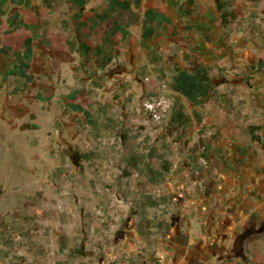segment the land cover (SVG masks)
Here are the masks:
<instances>
[{
    "label": "rangeland",
    "instance_id": "1",
    "mask_svg": "<svg viewBox=\"0 0 264 264\" xmlns=\"http://www.w3.org/2000/svg\"><path fill=\"white\" fill-rule=\"evenodd\" d=\"M30 1V7L12 5L0 27V47L31 36L42 48L33 59L35 81L17 93L23 80L7 75L14 59L0 54V264H223L220 244L206 242L203 216L238 192L264 203L255 178L242 181L240 170L243 164L264 170L262 148L247 130L264 124V69L258 72L264 0H233L238 19L229 28L216 21L214 0H200L203 13L192 17L179 11L181 1L155 0L174 21L155 42L163 60L148 59L142 12L135 9L141 17L130 27L132 37H117L120 54L104 70L68 50L74 3ZM108 1L87 0L86 15ZM15 12L26 23L39 20V27L9 33ZM188 25L195 36L185 46ZM46 31L56 48L43 47ZM92 39L102 43L99 34ZM200 64L211 66L217 102L207 101L202 122L181 128L172 123L174 108L193 116L195 107L168 81L176 70ZM39 82L54 87L51 101L37 99ZM83 85L91 91L92 123L66 106L67 94ZM152 97L170 105L160 120L145 110ZM159 154L173 167L166 181L154 184L148 166L160 167ZM201 157L213 158L205 174ZM229 247L232 258L250 264L264 253V232L248 236L239 249Z\"/></svg>",
    "mask_w": 264,
    "mask_h": 264
},
{
    "label": "trees",
    "instance_id": "2",
    "mask_svg": "<svg viewBox=\"0 0 264 264\" xmlns=\"http://www.w3.org/2000/svg\"><path fill=\"white\" fill-rule=\"evenodd\" d=\"M49 0H47L48 2ZM57 1V0H50ZM78 10L73 15V28L71 29L72 38L67 40L68 50L80 52L86 61L92 64L98 70L107 68L114 58L120 54L118 49L117 37L121 36L123 40H129L132 37L131 25L141 17L135 9L142 12L141 19V45L146 51L148 59L152 63H159L163 60L162 55L156 49V41L163 33L167 31L168 26L174 23L173 18L166 12L154 6L155 0H109L107 4L92 10L90 16L86 15L87 0H70ZM165 2L181 1L179 11L185 17L201 15L203 13L200 0H163ZM219 12L216 21L223 27L229 28L238 19V14L233 10V0H214ZM258 2L260 0H246ZM31 6L30 0H0V27L3 24L4 16L8 14L12 5ZM39 20L35 23H26L19 12H15L8 17L9 33L18 29L26 30L37 29ZM188 37L181 40V44L189 46L187 39L195 36L193 27H186ZM93 33L102 37V43H97L92 39ZM41 43L44 48H56L55 42L46 31L42 35ZM42 48L34 46V40L31 36H24L21 41L13 44H4L0 47V54L14 59L11 68L8 69V76L21 78L23 81L20 86L14 89V92L26 91L29 84L35 81V75L32 73L34 55L41 52ZM258 72L264 69V56L258 61ZM255 68V67H253ZM168 85L171 90L182 95L190 101L195 109L194 115H189L183 106L175 107L172 112V123L181 128H188L194 122H202L204 113L201 111L209 99L215 98L217 102V90L215 82L211 75V66L200 64L193 70L178 69L170 77ZM36 97L39 101H51L55 97L54 87L45 82H39L37 86ZM91 91L85 86L73 89L66 96V106L69 110L82 112L90 123L92 113L86 109L89 102ZM228 105L232 100L227 101ZM230 114V112H228ZM248 133L251 141L259 143L264 153V124L250 125ZM246 153L245 149L240 150ZM157 154V153H156ZM151 153V156L156 155ZM74 156H80L75 153ZM160 167L154 169L148 166V178L154 184H160L166 181L167 175L171 172L173 163L165 158L163 154L158 155ZM136 160V159H134ZM153 199V197H149ZM157 202H151L153 206L159 205L164 198L156 199ZM223 264H245L244 262L229 257ZM250 264H264V253L254 254Z\"/></svg>",
    "mask_w": 264,
    "mask_h": 264
},
{
    "label": "crops",
    "instance_id": "3",
    "mask_svg": "<svg viewBox=\"0 0 264 264\" xmlns=\"http://www.w3.org/2000/svg\"><path fill=\"white\" fill-rule=\"evenodd\" d=\"M263 56L264 55H261L260 58ZM251 97L252 99L254 98L253 96ZM261 158V160H264V153ZM200 159L205 165L203 168L205 174V172L210 171L208 163H210L213 158L210 157L205 159L204 157H201ZM214 161L218 162L217 159H214ZM241 166L240 170H244V174H242L241 177L242 181L250 182V179H252L251 177L253 176V178H255L253 184L256 183L257 189L264 194V170L257 173L254 167H250L248 164H243ZM217 167L222 174L225 173V170H223V167H221L219 163ZM212 173L214 172L212 171ZM222 184V188H224L226 181L223 180ZM229 187L231 186L229 185ZM235 195L236 197H232L227 206H225L222 201L221 203H218V207L211 208L210 211L208 209L209 213L205 214V217L203 216L204 219L201 220L204 225L209 227L207 230L208 238L206 242L214 245L220 244V248H218V246L217 249L224 252L226 259L231 257V250L229 251L228 249L230 248V244H233V248L237 245V248L239 249L248 236L253 234L259 235L264 232V203L258 204L253 202L251 195H245L244 193L238 192ZM241 227H243V229H240ZM241 250H244V248L241 247Z\"/></svg>",
    "mask_w": 264,
    "mask_h": 264
},
{
    "label": "built area",
    "instance_id": "4",
    "mask_svg": "<svg viewBox=\"0 0 264 264\" xmlns=\"http://www.w3.org/2000/svg\"><path fill=\"white\" fill-rule=\"evenodd\" d=\"M145 110L150 113L154 119L160 120L164 113L170 111V105L163 97L159 98V101L156 97H152L146 101Z\"/></svg>",
    "mask_w": 264,
    "mask_h": 264
}]
</instances>
